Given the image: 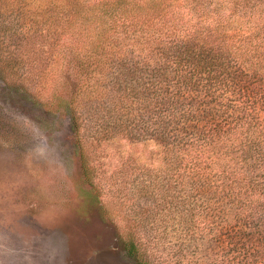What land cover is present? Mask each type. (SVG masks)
Returning <instances> with one entry per match:
<instances>
[{
    "label": "trees",
    "instance_id": "trees-1",
    "mask_svg": "<svg viewBox=\"0 0 264 264\" xmlns=\"http://www.w3.org/2000/svg\"><path fill=\"white\" fill-rule=\"evenodd\" d=\"M249 3L240 26L237 0H0V85L68 117L87 180L84 143L152 141L187 172L161 190L264 226V20Z\"/></svg>",
    "mask_w": 264,
    "mask_h": 264
},
{
    "label": "rangeland",
    "instance_id": "rangeland-1",
    "mask_svg": "<svg viewBox=\"0 0 264 264\" xmlns=\"http://www.w3.org/2000/svg\"><path fill=\"white\" fill-rule=\"evenodd\" d=\"M24 1L41 10L49 0ZM249 7L251 20H264V0ZM83 147L90 180L68 117L31 110L0 85V264H136L122 237L147 264H264V226L238 220L217 198L193 203L184 190L160 189L187 172L183 164L175 171L152 141Z\"/></svg>",
    "mask_w": 264,
    "mask_h": 264
}]
</instances>
